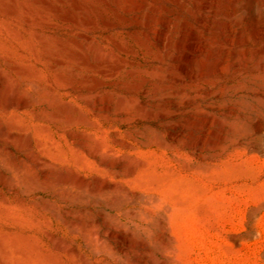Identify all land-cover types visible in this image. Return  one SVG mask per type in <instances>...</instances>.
Listing matches in <instances>:
<instances>
[{
	"label": "rangeland",
	"instance_id": "rangeland-1",
	"mask_svg": "<svg viewBox=\"0 0 264 264\" xmlns=\"http://www.w3.org/2000/svg\"><path fill=\"white\" fill-rule=\"evenodd\" d=\"M44 1L0 0V264H264V0Z\"/></svg>",
	"mask_w": 264,
	"mask_h": 264
},
{
	"label": "bare ground",
	"instance_id": "bare-ground-1",
	"mask_svg": "<svg viewBox=\"0 0 264 264\" xmlns=\"http://www.w3.org/2000/svg\"><path fill=\"white\" fill-rule=\"evenodd\" d=\"M43 1H44V0H43ZM140 1H141V0H140ZM196 1H197V0H196ZM199 1H200V0H199ZM44 2H45V1H44ZM45 3H46V2H45ZM207 3H208V2H207ZM138 4H139V3H138ZM145 4H146V3L142 0L138 6L143 7ZM207 5H209V4H207ZM198 6H199V5H198ZM202 6H203V5H202ZM140 7H138V8H140ZM206 7L208 8V6H206ZM166 23H167V22H166ZM166 23H165V24H166ZM166 25H167V24H166ZM168 25H169V24H168ZM165 28H167V26H166ZM165 28H164V29H165ZM166 30H167V29H166ZM165 32H166V31H165ZM165 32H164V30H163V32H161V33H164L163 35L161 34V36H160V40H161V42H164V40H165V36H164V35H165ZM234 60H235V59H234ZM234 60H233L232 62H234ZM204 62H205V60H204ZM204 62H203V64H204L203 66H204V67H207V69H208V67H209L208 65H210L211 62H208L209 64L204 63ZM232 62H231V64H232ZM235 62H236V61H235ZM235 62H234V63H235ZM237 62H238V61H237ZM217 63H219V62H217ZM220 63H221V62H220ZM234 63H233V64H234ZM211 65H212V63H211ZM215 65H216V64H215ZM217 65H218V64H217ZM217 65H216V66H217ZM234 65H235V64H234ZM235 66H236V65H235ZM211 67H212V66H211ZM218 67H219V65H218ZM218 67H216L217 69H216V68H215V69L218 70ZM207 69H205V70L207 71ZM205 70H204V71H205ZM208 70H210V69H208ZM211 70H212V68H211ZM213 71H214V70H213ZM207 72H209V71H207Z\"/></svg>",
	"mask_w": 264,
	"mask_h": 264
}]
</instances>
